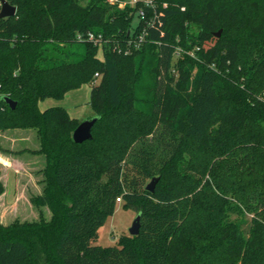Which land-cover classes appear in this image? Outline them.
<instances>
[{
	"label": "trees",
	"instance_id": "16d2710c",
	"mask_svg": "<svg viewBox=\"0 0 264 264\" xmlns=\"http://www.w3.org/2000/svg\"><path fill=\"white\" fill-rule=\"evenodd\" d=\"M6 1L0 131L35 129L39 147L14 153L43 155L30 202L50 217L0 223V264H264V0H155L134 35L139 2ZM177 39L195 52L176 55ZM83 84L97 118L76 143L80 121L39 101ZM117 198L139 232L96 244ZM231 211L252 215L247 234Z\"/></svg>",
	"mask_w": 264,
	"mask_h": 264
},
{
	"label": "rangeland",
	"instance_id": "374dc122",
	"mask_svg": "<svg viewBox=\"0 0 264 264\" xmlns=\"http://www.w3.org/2000/svg\"><path fill=\"white\" fill-rule=\"evenodd\" d=\"M81 3H86L87 0H78ZM111 7L123 8L122 5L116 4L114 0H105ZM135 16V15H134ZM137 23L135 16L129 26V30L133 33V28ZM137 32V31H136ZM141 33L139 30L136 34ZM176 55H192L195 52V47L186 41L184 46L180 44V40H176ZM101 56V54H99ZM90 84H83L77 89L67 91L63 98L55 99L48 97L39 101V107L45 109L51 105H58L65 107L71 116L78 117L79 121L95 116V112L89 105L90 100ZM37 146V135L35 129L17 130L6 129L0 131V148H13L12 153L22 148L33 149ZM30 153V152H29ZM24 154L21 157L22 164L18 165L17 171L13 168H2L0 164V182L5 184L6 197L0 198V223L7 224L15 219L17 220H36L39 217V210L43 212L46 219L50 217V210L48 207H37L32 204L29 205L30 198L36 193H42V178L41 169L44 166L45 160L42 156L31 157V154ZM16 153H14L15 155ZM7 155H9L7 153ZM14 172V174H12ZM14 180V183H12ZM150 179L147 180L149 182ZM116 207L114 213L108 217L106 222L99 227L98 241L96 244L101 245H115L120 236L128 235V228L130 227L136 211L133 209H125L120 198L116 200ZM230 219L240 224L242 231L248 233V228L251 222L252 215L247 211L236 213L231 211Z\"/></svg>",
	"mask_w": 264,
	"mask_h": 264
},
{
	"label": "water",
	"instance_id": "95a60500",
	"mask_svg": "<svg viewBox=\"0 0 264 264\" xmlns=\"http://www.w3.org/2000/svg\"><path fill=\"white\" fill-rule=\"evenodd\" d=\"M0 17H8L13 16L16 12V5L9 4L6 0H0ZM221 30H218L215 35H219ZM2 98L8 103L10 108H14L16 106V102L9 98L8 96L4 95ZM97 118V115L92 116L90 118H86L84 120H81L78 125L75 127V129L72 132V139L76 143H80L83 140L90 139L91 138V129L92 125L95 122V119ZM158 180V177H152L149 182L146 183L145 188H147L149 191L154 190V186ZM140 214L139 212L136 213V215L133 218V221L128 228V234H137L139 232L140 227Z\"/></svg>",
	"mask_w": 264,
	"mask_h": 264
},
{
	"label": "built area",
	"instance_id": "2783aa9c",
	"mask_svg": "<svg viewBox=\"0 0 264 264\" xmlns=\"http://www.w3.org/2000/svg\"><path fill=\"white\" fill-rule=\"evenodd\" d=\"M114 1L118 2L122 6L124 4H130L131 6H137L138 2L140 3V5H138L135 9V16L137 17V23L134 26L133 31H135L137 26H139V22H141V20L145 17V14H146L145 7H150L152 10H154L156 6L155 0H114ZM140 28H141L140 29L141 33L137 34L134 38H132L131 36V38L128 39L127 47L124 50L126 53L131 52V48H138L140 46V43L144 40V36L147 34V32L145 30L144 25ZM128 32L129 34L134 35V32L133 33H131L130 31ZM77 38L83 41L94 42L99 47L105 41V39L102 37L101 34L96 35L95 33L90 32V31H87L84 34L77 33ZM95 75H97V73H95Z\"/></svg>",
	"mask_w": 264,
	"mask_h": 264
},
{
	"label": "crops",
	"instance_id": "0c3cea01",
	"mask_svg": "<svg viewBox=\"0 0 264 264\" xmlns=\"http://www.w3.org/2000/svg\"><path fill=\"white\" fill-rule=\"evenodd\" d=\"M46 99H48V98H46ZM51 106H54V105H51ZM48 108V107H47ZM66 111L68 112V110L66 109ZM69 113V112H68ZM69 115H70V113H69ZM71 116V115H70ZM94 116V115H93ZM72 118H76V119H78V117H74V116H71ZM90 117H92V116H89L88 118H90ZM80 119V118H79ZM78 119V120H79ZM9 130V129H8ZM13 130H17V129H13ZM39 147V144H38V141H37V146L36 147H34V148H38ZM33 148V149H34ZM8 149V148H7ZM12 149L13 148H9V150L10 151H12ZM7 153L9 154V155H7ZM27 153H29V152H18L17 154H15L14 155V153H12V152H9V151H3V150H0V164H1V166H2V168L4 167H6V168H13V171H17V168L19 167L18 165H20V164H22V162H21V157L20 156H22V155H24V154H27ZM29 154H31V153H29ZM36 156H42V154H38V153H34V154H32V156L31 157H36ZM43 157V156H42ZM12 174H14V172L12 173ZM15 175V174H14ZM12 183H14V180H12ZM3 185V193H1L0 194V198H2V197H6V196H4V195H6V192H5V184H2ZM37 194H40V193H36L35 195H37ZM29 205L30 206H32V203L31 202H29Z\"/></svg>",
	"mask_w": 264,
	"mask_h": 264
}]
</instances>
